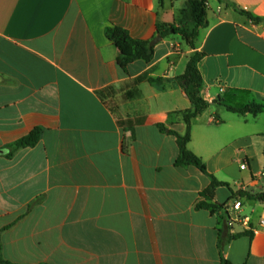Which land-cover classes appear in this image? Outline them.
Returning a JSON list of instances; mask_svg holds the SVG:
<instances>
[{"label": "crops", "instance_id": "0c3cea01", "mask_svg": "<svg viewBox=\"0 0 264 264\" xmlns=\"http://www.w3.org/2000/svg\"><path fill=\"white\" fill-rule=\"evenodd\" d=\"M190 0H0V246L10 264H264V0L208 1L197 51L208 109L189 149L227 185L197 209L211 178L176 165L178 82L194 50L178 35L154 58L118 65L112 26L153 40ZM261 20L256 24L239 13ZM163 78V82H151ZM260 106L257 115L227 107ZM35 147H12L35 129ZM13 156L10 157V154ZM242 164L247 169L242 170ZM239 200L250 219L230 228ZM250 231L251 236L231 239ZM1 264V263H0Z\"/></svg>", "mask_w": 264, "mask_h": 264}, {"label": "trees", "instance_id": "16d2710c", "mask_svg": "<svg viewBox=\"0 0 264 264\" xmlns=\"http://www.w3.org/2000/svg\"><path fill=\"white\" fill-rule=\"evenodd\" d=\"M208 1L207 0H190L188 2L187 8L181 12V17L178 20V23L175 24H162L158 25V34L162 38L167 37L168 35H178L182 40L194 50V54L190 57L185 73L179 77L177 80L179 84L184 89L187 97L192 103V109L175 112L169 114L182 115L184 122L186 124V132L184 135L177 133L176 131L169 130L165 124H158V128L169 135L176 137L177 144L179 147V157L176 161V165L180 167L185 166H196L200 171L211 178L210 186L201 194L202 200L196 205L197 209L209 210L212 214H215L222 206L212 204V201L215 198L216 191L219 187L227 185L223 182L217 180L215 176L208 172L207 166L202 161L201 158L196 156L190 149L189 143L191 141V131L193 121L202 115L209 107V103L202 96L203 89V77L199 69V63L205 57V54L198 52L197 42L201 36V31L208 27ZM236 10L242 15L251 19L254 23L258 24L261 20L251 13L239 10ZM107 36L112 40L116 47L119 50L118 65L126 70L129 65L135 61L142 60L147 63L151 62L154 58L155 47L151 46V40H141L132 37L130 32L124 28L112 26L107 29ZM163 78L157 80H151V82H163ZM229 111L236 114H246L248 112L257 115L263 111V108L260 106H248L246 108H233L227 107ZM42 135V129L33 130L28 136L24 137L18 141L13 147V151H17L21 148L35 147ZM13 156V153L10 154V157ZM238 196L247 197L250 200H258L264 202V192L253 195L247 192H239ZM243 236L253 237V233L250 231H244L242 233L231 236V239H238ZM222 246H220V255H221V264H232L227 261L222 253ZM0 263L1 264H10L5 261L1 254L0 246Z\"/></svg>", "mask_w": 264, "mask_h": 264}, {"label": "built area", "instance_id": "2783aa9c", "mask_svg": "<svg viewBox=\"0 0 264 264\" xmlns=\"http://www.w3.org/2000/svg\"><path fill=\"white\" fill-rule=\"evenodd\" d=\"M242 170H246V164H242ZM242 208V204L239 200L234 201L232 204L227 205L223 208V211L226 214V222L230 228H233L235 224L241 223L246 229L253 231L255 234H258L259 230L257 228H251L250 226V219L249 218H242L239 216V212ZM259 225L264 227V219L259 220Z\"/></svg>", "mask_w": 264, "mask_h": 264}, {"label": "water", "instance_id": "95a60500", "mask_svg": "<svg viewBox=\"0 0 264 264\" xmlns=\"http://www.w3.org/2000/svg\"><path fill=\"white\" fill-rule=\"evenodd\" d=\"M162 36L161 35H158L156 38H154L151 42V46L152 47H155L157 44L160 43V41H162Z\"/></svg>", "mask_w": 264, "mask_h": 264}, {"label": "rangeland", "instance_id": "374dc122", "mask_svg": "<svg viewBox=\"0 0 264 264\" xmlns=\"http://www.w3.org/2000/svg\"><path fill=\"white\" fill-rule=\"evenodd\" d=\"M211 2H214V0H210Z\"/></svg>", "mask_w": 264, "mask_h": 264}]
</instances>
